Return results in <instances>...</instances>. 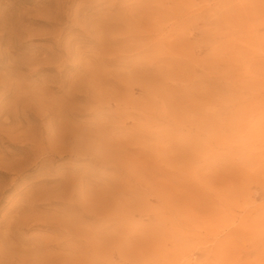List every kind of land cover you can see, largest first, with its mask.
Returning a JSON list of instances; mask_svg holds the SVG:
<instances>
[{
  "label": "rangeland",
  "instance_id": "374dc122",
  "mask_svg": "<svg viewBox=\"0 0 264 264\" xmlns=\"http://www.w3.org/2000/svg\"><path fill=\"white\" fill-rule=\"evenodd\" d=\"M0 264H264V0H0Z\"/></svg>",
  "mask_w": 264,
  "mask_h": 264
}]
</instances>
